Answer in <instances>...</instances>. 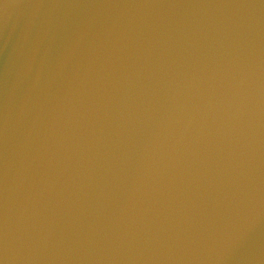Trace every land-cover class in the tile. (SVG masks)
<instances>
[{"label": "water", "instance_id": "obj_1", "mask_svg": "<svg viewBox=\"0 0 264 264\" xmlns=\"http://www.w3.org/2000/svg\"><path fill=\"white\" fill-rule=\"evenodd\" d=\"M0 264H264V0H0Z\"/></svg>", "mask_w": 264, "mask_h": 264}]
</instances>
